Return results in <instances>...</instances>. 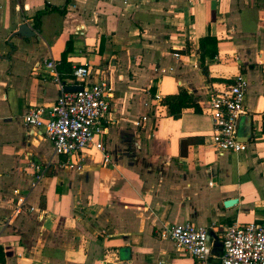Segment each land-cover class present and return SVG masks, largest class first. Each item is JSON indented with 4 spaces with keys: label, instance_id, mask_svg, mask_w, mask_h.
<instances>
[{
    "label": "crops",
    "instance_id": "crops-1",
    "mask_svg": "<svg viewBox=\"0 0 264 264\" xmlns=\"http://www.w3.org/2000/svg\"><path fill=\"white\" fill-rule=\"evenodd\" d=\"M24 22L35 37L13 35ZM208 35L217 53L202 61ZM48 60L111 85L108 164L89 150L82 169L62 168L42 128L24 124L60 94ZM238 74V139L251 134L245 151L217 155L210 90ZM181 90L191 102L174 119L162 101ZM263 112L264 0H0V264H198L160 231L190 222L220 242L227 227L264 221ZM31 163L45 170L35 186Z\"/></svg>",
    "mask_w": 264,
    "mask_h": 264
},
{
    "label": "built area",
    "instance_id": "built-area-1",
    "mask_svg": "<svg viewBox=\"0 0 264 264\" xmlns=\"http://www.w3.org/2000/svg\"><path fill=\"white\" fill-rule=\"evenodd\" d=\"M75 33L82 35L83 28H77ZM173 57L178 59L180 56L175 53ZM44 66L58 85L60 94L50 107L31 108L23 116L24 124L42 128L53 153L63 158L60 163L62 168L82 169L85 161L83 154L89 150L100 153L103 163L108 164L110 156L102 136L106 131L104 120L111 108V85L105 80L89 84L88 69L72 67L73 86H81L82 90L65 92L66 86L60 81L58 64L48 60ZM247 87L242 74L236 75L231 83L213 84L211 87L208 101V114L213 127L210 146L217 155L238 154L247 149L246 143L241 142L237 134L240 119L245 114ZM30 167L35 171L32 183L35 186L43 178L45 170L33 163ZM22 204L23 199H19L14 213ZM160 238L170 240L198 264H264V221L227 227L220 237L221 251L216 263H209L214 257L209 228L190 222L169 225L160 231Z\"/></svg>",
    "mask_w": 264,
    "mask_h": 264
},
{
    "label": "trees",
    "instance_id": "trees-1",
    "mask_svg": "<svg viewBox=\"0 0 264 264\" xmlns=\"http://www.w3.org/2000/svg\"><path fill=\"white\" fill-rule=\"evenodd\" d=\"M39 19L38 17L35 18V26L38 27ZM217 39L211 36H205L200 39L199 46L201 50V60L203 61L205 57L213 58L214 55L217 53ZM62 73H66L70 78L71 76V67L68 64L62 65L59 70ZM163 104L167 107L168 114L177 119L181 115V111L184 107H187L189 102H191V98L181 90L177 96H167L163 99ZM261 132L264 134V112L262 114V121H261ZM4 256L3 250L0 246V263H3Z\"/></svg>",
    "mask_w": 264,
    "mask_h": 264
},
{
    "label": "water",
    "instance_id": "water-1",
    "mask_svg": "<svg viewBox=\"0 0 264 264\" xmlns=\"http://www.w3.org/2000/svg\"><path fill=\"white\" fill-rule=\"evenodd\" d=\"M39 32V29L34 30L33 28L29 27L28 24L26 22L20 24L17 28V31L14 32L13 35L15 36H21L22 38H31V37H35L36 33ZM65 92H78L82 90L81 86H66L65 87ZM250 125V123L248 124V126ZM251 134V127L249 126L245 132H244V136L245 139L244 141H241L243 143L247 142L249 135ZM236 203V200H228L224 203V206H231L233 204ZM209 239H213V252L220 247L221 248V243L219 242V240L214 236L213 233L209 232Z\"/></svg>",
    "mask_w": 264,
    "mask_h": 264
}]
</instances>
